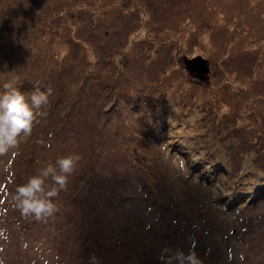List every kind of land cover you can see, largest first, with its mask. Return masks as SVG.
I'll return each instance as SVG.
<instances>
[{
  "label": "rangeland",
  "instance_id": "rangeland-1",
  "mask_svg": "<svg viewBox=\"0 0 264 264\" xmlns=\"http://www.w3.org/2000/svg\"><path fill=\"white\" fill-rule=\"evenodd\" d=\"M196 56L207 81L185 69ZM12 80L52 94L0 154V264H161L164 249L264 264V202L226 211L219 193L234 189L225 163L264 189V0H0V92ZM174 146L217 166L209 185ZM73 154L52 216L13 208L18 186Z\"/></svg>",
  "mask_w": 264,
  "mask_h": 264
},
{
  "label": "clouds",
  "instance_id": "clouds-1",
  "mask_svg": "<svg viewBox=\"0 0 264 264\" xmlns=\"http://www.w3.org/2000/svg\"><path fill=\"white\" fill-rule=\"evenodd\" d=\"M12 80L3 85L0 92V154L17 149L19 144L30 137L34 124L43 115L41 109L48 104L51 89L35 88L26 95L15 86ZM80 157L68 155L48 163L18 186L12 200L15 207L25 216L40 220L52 216L56 211L53 198L57 197L73 175ZM51 178L52 183L47 181ZM91 264H98L95 257ZM161 264H201L195 251L185 253L181 249H164Z\"/></svg>",
  "mask_w": 264,
  "mask_h": 264
},
{
  "label": "trees",
  "instance_id": "trees-1",
  "mask_svg": "<svg viewBox=\"0 0 264 264\" xmlns=\"http://www.w3.org/2000/svg\"><path fill=\"white\" fill-rule=\"evenodd\" d=\"M147 107L151 109V111H148V112L151 115V117L155 119V116H157L158 114L157 109L151 105ZM163 127L164 126H162L161 123L159 124V122L155 120L154 128H153L154 131L159 132L160 130H163ZM164 134L170 136L168 131H164L163 135ZM159 137L161 138L160 135ZM164 145H167V144H164ZM168 148L171 151H173L172 153L176 151L177 154H179L181 157H183L188 162L187 159H189L190 156L185 153V151L183 150L184 148H181L180 146H174L173 149L171 147H168ZM185 157H187V159ZM216 160L217 162H220L218 161V158ZM188 164H191L190 168L192 171H198L200 170V168L202 169V173L205 174V179L206 181H208L205 185L209 183L210 178H213L215 177V175H217V173L214 171L217 166L209 167L206 169L205 167L208 166L207 164H204L203 166L202 165L200 166L197 164L193 165L192 162H188ZM225 164H224V171L221 173L223 178L221 177L220 180H225L224 182L225 183L227 182L228 184H230V186L234 187V189H231V193H227L228 189H223L225 190L223 191L222 190L223 186L219 184V180L216 181L215 183L219 184V190H220L219 193H221L222 195L224 194V196L221 198V201L224 203V208L226 211L245 209L244 207L247 206L252 200L254 204L258 202H264V189L260 190L259 192H256V190L261 188L257 186L249 190V186H251L250 183H252L251 176L249 174L246 175L245 171L243 172L240 171L239 175L234 174L230 177L231 170L226 172L225 169H227L228 166H226ZM261 181L264 183V178H262ZM207 187L208 186H206V189ZM13 208H15V204H13ZM93 257L96 258V260L98 261V264H101L99 256L93 253L90 257H88V259L86 260V263L91 264V258Z\"/></svg>",
  "mask_w": 264,
  "mask_h": 264
},
{
  "label": "water",
  "instance_id": "water-1",
  "mask_svg": "<svg viewBox=\"0 0 264 264\" xmlns=\"http://www.w3.org/2000/svg\"><path fill=\"white\" fill-rule=\"evenodd\" d=\"M183 63L188 73L201 81H207L209 73L208 62L201 56H196L191 59L184 58Z\"/></svg>",
  "mask_w": 264,
  "mask_h": 264
}]
</instances>
